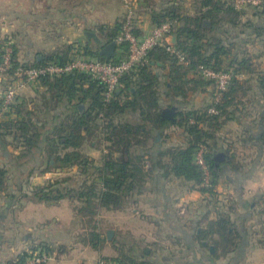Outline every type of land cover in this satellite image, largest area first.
<instances>
[{"label": "trees", "instance_id": "1", "mask_svg": "<svg viewBox=\"0 0 264 264\" xmlns=\"http://www.w3.org/2000/svg\"><path fill=\"white\" fill-rule=\"evenodd\" d=\"M145 1L151 7L150 0ZM193 5L192 12L175 2L151 9L155 25L172 23L175 45L185 55L184 62L164 46L153 47L146 61L123 76L109 101L105 100V84L81 71L60 76L43 75L35 82L38 84L36 97H18L6 119L0 120V148L6 149L12 143L19 150L16 161L30 165L28 170L20 172L24 177H30L42 167L39 173L52 169L65 172L75 167L76 172L26 188L24 184L28 182L20 181L23 177L19 174V180L14 182L16 187H13L9 168L0 165V195L8 208L15 203L21 204L24 198L47 203L67 199L73 203L76 215L82 218L83 228H89L82 241L99 248L105 241L97 218L100 212L123 210L130 198L148 189L155 169L163 171L164 176L203 185L207 174L197 163L196 155L199 148L205 146L204 159L211 184H217L223 165L235 159L233 156L227 160L224 152H218L219 132L229 120L237 117V111L246 109L244 96L249 89L238 76L253 66L251 57L237 38L245 32L258 33V28L256 25L254 28L251 21L243 22L245 9L238 10L227 0H194ZM249 8L264 13V6ZM123 24L124 18L120 17L113 24L98 26L102 36V45L98 48L84 45L83 50H78L80 48L69 44L30 62L19 59L18 46L14 42V63L10 71L18 67L27 69L65 63L77 50L101 60L119 62L127 58V43L118 42L117 54L111 59L100 50L116 41ZM138 26L134 33L141 36ZM8 40L5 37L0 42V61L2 47ZM205 67L216 71L232 70L234 78L218 102L212 101L200 108L189 107L197 92L207 91L210 86L216 91L215 81L202 74ZM257 79L264 97V73L257 74ZM212 105L218 110L217 114L208 111ZM172 108L175 113L173 118H168L166 109ZM172 127L183 133V140L176 144L168 143ZM157 135L163 136V141H157ZM94 138L100 145H108L99 163L84 149ZM261 139L264 141V133ZM249 140H256L254 134H249ZM147 161L152 165L149 168ZM261 200L264 201V194L255 203ZM234 225L230 215L221 212L195 236L214 244L217 254L225 255L235 250L241 238ZM33 251L48 255L55 252L50 244L35 246ZM28 256L29 252H24L16 261L9 260L7 264H20ZM138 258L141 259L139 252L130 256L124 252L116 262L152 264L150 260L139 261Z\"/></svg>", "mask_w": 264, "mask_h": 264}, {"label": "crops", "instance_id": "2", "mask_svg": "<svg viewBox=\"0 0 264 264\" xmlns=\"http://www.w3.org/2000/svg\"><path fill=\"white\" fill-rule=\"evenodd\" d=\"M114 1L115 0H94L92 3L90 1V9L89 0H0V42L9 34L14 36L18 46L19 59L29 62L35 58L41 59L43 55L53 52L58 47L69 44H73L76 48H80L78 50H83L82 48L84 45H88L91 49H95V47L97 48L99 46L101 41L98 37V32H96L97 27L100 25L113 24L122 17L123 13L126 11L124 10L125 6L123 0H116L117 4H114ZM156 1L153 2L150 0L149 4H152L150 7L145 0H136L138 11L140 12L138 27L142 32V36L149 33L155 25L151 15L152 7L159 9L172 5L173 2H175L176 4H181L185 10L190 12L194 10V0ZM115 5H118L117 9L114 8ZM242 20L243 22L251 21L254 23V28L255 25L258 28V33L249 34L245 32L241 33L237 38V40H241L242 45H244L243 49L246 50L248 56L251 57V62L253 64L251 70L241 73L238 76L241 82H246L245 84L248 85L246 89H249L244 96V100H247L245 101L246 109H244L243 112L237 111V117H234V119L229 120L225 124L226 127L229 122L234 123V134L227 133L224 136H221L220 134L216 143L218 146V152H224L227 160H230L235 156L233 163L227 162L223 165L222 173L217 179V190L219 192L221 190L226 191L230 195L232 194L236 197L235 200L237 201L238 206L236 208L232 207V210L226 211V213L230 215L241 238L235 250L228 252L225 255L217 254L216 246L209 243L207 240H201L199 248L189 244V251L191 252L190 257L192 256L191 260L193 264H264V238H260L258 236L259 233H257V238H254V236L250 238V230L254 227L252 224L253 217L251 215L255 213V204L251 203L256 199L258 200L261 198V195L264 194V141L261 139L264 133V124L262 122V118H264V97L261 95L257 79V74L264 73V13L257 9L247 8L244 10ZM94 30L95 32H93ZM87 31L96 34L95 36L99 39L94 35H86ZM252 31H254V29H252ZM91 37H94V39H90ZM91 40L94 43L91 42ZM172 41H176L174 36L172 37ZM78 50L74 53L79 52ZM159 71L162 75V69ZM1 85L2 84H0V87ZM37 85V83H32L27 85V88L26 86L25 88H22V92L20 93L22 95L21 97H26L27 99L36 97L34 96V93H37ZM197 93H207V91H199ZM209 94L211 95V98L209 97L207 101H210L213 96L210 91ZM205 103L209 104V102ZM192 106L200 108L195 104ZM15 116L16 115H12L11 117ZM3 119H6V116L0 120ZM169 131L171 132V136L168 143L170 142L173 144L183 140V133L181 130L172 127ZM250 133L254 134V137L256 138L255 141L249 140ZM230 136L234 139V145L240 144L242 146L241 148L245 149L246 155L245 152H237L235 148L227 150L228 139ZM90 149L94 151L97 150L94 148V145L93 147H90ZM4 150L9 152L8 147H6V149H3V152H0V157L7 155L9 158V156H13V160L11 159V161L14 163L15 168L10 170L6 163L5 165H0L9 168L11 172V186L16 187L14 182L18 180L17 176L21 174L20 172L22 170H28L30 165L21 163L23 161H16L15 156L20 153L18 149H14V151H10L8 154L4 153ZM247 150L249 151V154H247ZM98 151H101V149ZM102 157L103 154L100 153L99 160H101ZM151 166L152 165L149 163L146 167L149 168ZM43 168L44 167L40 168L34 174L30 175V177H27L26 175L24 177V174H21L23 178H21L20 181L23 180L24 182H28V184H24V188L31 185L45 184L47 181L55 178V176L53 177L51 175L58 174L56 173L57 171H60L59 174L64 173L60 169H52L51 171L39 173ZM13 176L14 179L12 178ZM12 180H14V182ZM167 180H169V176H164L163 171L155 169V173L150 179L148 189L145 192H150L149 194L153 195H164L163 193L164 188H166L165 183ZM190 192V198H198L200 197L199 195H201L197 190H192ZM0 199V210L5 211L6 213L19 205L15 203L8 208L4 197L0 195ZM66 200L67 199H63L55 205L66 202ZM28 202V204L26 203L27 206H54L52 203L30 199ZM172 204L173 203L167 198L158 200L157 206L161 207V211H159L161 214H158L160 215V219L157 218L158 220H155V222L158 221V225L161 222H169V227L174 232L177 231L182 233L188 229H194L193 227L200 223L199 228L202 229L205 228L209 222L208 216H211L210 219L212 220L218 218V215H214L213 218V214L203 217L201 215L197 216L193 214V221H191V223H189V221L185 224V222L179 220L177 217ZM257 204H259L258 206L260 207L261 212L255 214L262 216V218H260L258 215L257 227H263L264 201L261 200ZM169 208L173 209V213L168 210ZM6 213H4L5 216ZM4 214H2V212L0 214V252H2L5 247H8L7 245L9 244L15 254L10 258H7L5 261L8 262L9 259L20 254L17 252L20 250V245L24 247L27 243L32 244L34 241L37 242L48 239V236H40L39 233H41V231L39 230L41 227H39V225L41 223L37 222L36 219H33V223L37 224H32L31 231L27 232L28 235L21 233V230L18 229L19 225L21 227L26 226L21 222L19 223L18 218L15 223V226H18V228L13 227L5 232V224L3 223L5 218ZM248 222H250V224H248ZM257 227L255 226L254 228L257 229ZM73 230L74 228L71 232H73ZM262 231H264V228ZM198 232L200 231L198 230L196 233ZM66 235L67 233L60 231L57 236H55V238L59 237L56 241L64 240ZM49 239L51 240L52 238L50 237ZM204 242L207 244H204ZM211 245L215 247L214 252H211L210 250ZM60 256L61 255H58L57 260H60ZM1 260L0 264L5 263H2L3 260ZM50 263H52V261H50L49 264Z\"/></svg>", "mask_w": 264, "mask_h": 264}, {"label": "rangeland", "instance_id": "3", "mask_svg": "<svg viewBox=\"0 0 264 264\" xmlns=\"http://www.w3.org/2000/svg\"><path fill=\"white\" fill-rule=\"evenodd\" d=\"M90 1L92 3L94 0H89V4ZM152 1L155 2L156 0ZM156 2H161V0H158ZM134 3L137 6L136 26H138V21H140V12L138 11V5L136 3V0H134ZM114 4H117L116 0L114 1ZM117 6L115 5L114 8L117 9ZM90 7L91 4L89 5V8ZM124 10H126V7ZM125 14L126 11L122 15L124 19ZM93 32H95V30ZM96 32H98V37L100 38V40H102V36L100 35L98 29H96ZM6 37L9 38V41L12 40L13 43L16 42L14 36H12L11 34ZM95 37L97 38V36ZM90 39H94V37H91ZM91 42L93 41L91 40ZM101 45L102 41H100L99 46ZM9 74L10 73L0 72V84H2L0 87V97L4 90L7 88L8 84L10 83L9 80H12L8 77ZM21 90L22 88L19 90V94L22 92ZM213 90V87L210 86L207 89V93H196L192 96V102L189 104V106L191 107L195 104L199 107H202L204 105L201 104H207L205 102H209V104L211 101L218 102L221 98H219V100H216V91L214 90V92ZM209 91L210 93L212 92L213 96L210 101H207L209 97L211 98ZM20 96L22 95L20 94ZM34 96H37V93H34ZM167 106L168 105H166L165 103L164 107ZM234 128V123L229 122L226 127H222L219 132V135L221 134V136H224L227 133L234 134ZM156 139L157 141H163L164 138L161 135H157ZM228 140L229 142L227 150L235 148L237 152H245L246 155L245 149L241 148L242 146L240 144L234 145V139L232 138V136H230ZM93 145L94 148H96L97 150L94 151L90 149V147H93ZM107 146L108 145L105 143H102V145H100L98 140L94 138L85 144L84 149L99 163L100 153L104 154L108 149ZM7 147L9 149V152L14 151V149H17L12 143H9ZM98 148L101 149L102 152L98 151ZM6 151L4 150V153L8 154L9 152ZM0 152H3V149H0ZM247 154H249L248 150ZM11 159L13 160V156H9V158L7 157V155L2 156L0 157V164L5 165L6 163L10 170H12L15 168V166ZM59 172L60 171H57L56 173L58 174L51 176L56 177L74 174L76 172V167L73 170H66L64 173L59 174ZM12 178L14 179V176ZM12 181L14 182V180ZM211 183L212 178L210 175H206L205 183L200 186L196 185L194 182H189L183 178L169 176V180H167V182L165 183L166 188H164V195H153L149 194L150 192H144L142 194H137L130 198L126 203V207L123 210H103L97 217L99 219L100 230L105 235V241L100 244L99 248H94L88 243L82 241V238L84 237L86 231H88L89 228H83L82 218L76 215L77 213L73 210L74 205L69 200H66V202H62L59 205H55L56 203H52L54 204V206L49 205L48 207H36L32 205L27 206V204L29 203V199L24 198L22 203L12 209L10 212L6 213L5 211L0 210V214L1 212L2 214L6 213V216L4 214L5 218L3 220V223L5 224V232L9 229H12L13 227L18 228V226H15L17 218L19 219V223L21 222L26 225L22 227L19 225L18 228L21 230V233L26 235H28L27 232L31 231V227L37 224L33 223V219H36L37 222L41 223L39 225V227H41L39 230L41 231V233L39 234L40 236H48V239H44L42 241L37 242L34 241L32 242V244L27 243L24 245V247L20 245V250H18L17 252L20 254L24 252L34 253L36 252L33 251V248L35 246L50 244V246L54 248L55 252L51 255L52 257L46 264H49L50 261H52V263L50 264H100L103 261H106L109 264H120L118 261L116 262V259L124 252H126V254L129 256L135 253L138 254L139 252L141 256V259L138 258L139 261L150 260L152 264H193L191 260L192 256L190 257L191 252L189 251V244L194 245L198 248L200 247L201 240L197 239L195 235L198 230L201 232L202 229L199 228L201 223L193 227L194 229H188L185 232L183 231L182 233L177 231L174 232L173 230H171L169 227L170 223L167 221L166 223L161 222L158 225V221L155 222V220H158L157 218L160 219V215L158 214H161L159 212L161 211V207L157 206V203L158 200H163V198H167L171 203H173L172 205L174 207V212L176 213L179 220H182L183 222H185V224L189 221V223L193 221V214L197 216L201 215L202 217L213 214L212 217L214 218V215H218L221 212L226 213V211H231L232 207L236 208L238 206L237 201L235 200L236 197L234 195H230L228 192L223 190L219 192L217 190L218 184L215 183L212 185ZM203 188H206L205 192L201 191V189ZM192 190L199 191L201 193V195H199L200 197L190 198L189 194ZM255 202L256 200L252 201L251 203L255 204V213H260L261 210L258 206L259 204H257L258 202ZM168 210L173 213L172 208H169ZM255 213L251 215L253 217L252 224L254 227H257V218L259 214ZM208 217L209 221H212V219H210L211 216ZM260 218H262V216H260ZM248 224H250V222H248ZM254 227H252L250 230V238L252 236H254V238H257V233H259L258 236L260 238H264V231H262L264 226L257 227V229H255ZM73 228L74 230L73 232H71ZM60 231L67 233V235L65 236L64 240L56 241L59 237L55 238V236H57ZM109 232H112V236L110 238L108 237ZM50 237L52 238L51 240L54 241H51L49 239ZM7 246L8 247H5L4 250L0 252V260H3H1L2 263L5 262L3 264H7L8 262L5 260L7 258H10L12 255H15L14 251L10 248L9 244ZM58 255H61L60 260H57ZM17 257L18 256H15L14 258H11L9 260L16 261Z\"/></svg>", "mask_w": 264, "mask_h": 264}, {"label": "built area", "instance_id": "4", "mask_svg": "<svg viewBox=\"0 0 264 264\" xmlns=\"http://www.w3.org/2000/svg\"><path fill=\"white\" fill-rule=\"evenodd\" d=\"M238 9H247L249 7L264 6V0H227ZM126 7V14L121 33L117 36L116 43H127L129 51L127 58L115 62L113 60H101L96 56L86 55L83 52L73 53L71 59L65 63H48L43 66L23 68L18 67L13 72V54L15 51L13 41H7L2 47L0 72L10 73L8 75L10 83L0 97V119L13 110L17 99L20 96L19 90L30 83H35L43 75L60 76L73 71H81L89 74L94 79L99 80L106 86L105 100H111L117 92L123 76L134 70L139 63L147 60L149 51L157 46H164L171 53L178 55L180 61H185V55L177 48L172 41V23L163 22L154 25L149 33L144 36H137L134 33L136 26V4L134 0H123ZM203 76L212 79L216 84V100L221 98V93L226 90L234 78V72L216 71L212 68L205 67L202 69ZM211 114H217L218 110L212 105L209 110ZM205 146H201L196 155V161L206 171L209 176L208 167L204 159ZM149 165L147 161L146 166ZM52 256L41 254L40 252H30L29 256L20 264H46ZM100 264H109L106 261Z\"/></svg>", "mask_w": 264, "mask_h": 264}, {"label": "water", "instance_id": "5", "mask_svg": "<svg viewBox=\"0 0 264 264\" xmlns=\"http://www.w3.org/2000/svg\"><path fill=\"white\" fill-rule=\"evenodd\" d=\"M86 34L88 36H90V35H94L95 36L96 35V34L90 32V31H87ZM100 53L102 55L106 56L108 59H111V58L115 57L116 54H117V43H116V41H112L108 45L104 46L100 50ZM165 113H166V116L168 118H173V114L175 113V109L174 108H172V109H166V112ZM111 236H112V232H109L108 237L110 238ZM204 244H206V242H204ZM210 250H211V252H214L215 251V247L213 245H211L210 246Z\"/></svg>", "mask_w": 264, "mask_h": 264}]
</instances>
